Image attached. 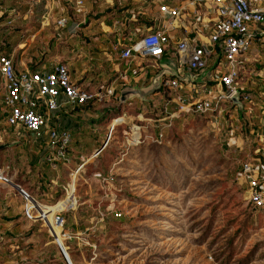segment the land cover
Here are the masks:
<instances>
[{
  "label": "built area",
  "instance_id": "built-area-1",
  "mask_svg": "<svg viewBox=\"0 0 264 264\" xmlns=\"http://www.w3.org/2000/svg\"><path fill=\"white\" fill-rule=\"evenodd\" d=\"M5 1L7 4L0 0V29L17 30L27 37H35L42 29H48L54 38H59L60 31L66 32V16L53 15L56 0ZM61 2L73 10L82 4V0ZM160 10L170 15L171 21L144 31L134 42L119 48V59L131 62L149 58L159 68L167 56L164 60L179 77L186 74L198 79L163 77L160 88L149 96H161V115L154 119L151 132H146L142 121H138L140 114L111 117L102 128H89L92 133L103 134L87 154L72 143L81 124L59 121L60 115L68 118L75 109L99 104L107 96L117 100L114 88L82 87L71 79L62 61H49L31 70L16 68L10 56L0 54L3 122L16 137L26 134V143L38 146L35 155L50 173L38 184L39 190L59 191L50 202L39 200L33 191L11 181L6 164L0 170V181L13 186L21 200V217L46 228L67 264H71L65 256L70 250L68 243L83 258L88 249L87 259L94 260L95 245L83 237L95 235L106 222L122 215L117 208L118 192L122 190L114 184L111 167L96 172L92 190L86 198L80 197L78 187L88 162L119 134L121 154L145 140L160 143L166 127L179 114L203 117L215 127L223 143L233 147L238 165L235 182L245 203L253 211L264 212V0H181L172 7L161 5ZM179 20H188L193 34L171 40L169 23L178 24ZM78 25L73 21L68 34H73ZM17 42L22 46L26 38ZM41 42L48 41L42 37ZM203 71L206 73L201 75ZM118 74L123 77L121 72ZM234 94L237 103L232 100ZM79 205H88L92 212L86 211L81 225L74 218L68 222L65 214Z\"/></svg>",
  "mask_w": 264,
  "mask_h": 264
},
{
  "label": "rangeland",
  "instance_id": "rangeland-1",
  "mask_svg": "<svg viewBox=\"0 0 264 264\" xmlns=\"http://www.w3.org/2000/svg\"><path fill=\"white\" fill-rule=\"evenodd\" d=\"M32 31L30 28L29 32ZM43 31L37 32L30 41L36 52L42 51L38 46L45 45L40 42L42 37L49 40L48 45L54 42V35ZM79 37L85 38L81 34ZM17 38L29 41L25 34H18ZM68 46L55 47L59 55L52 61H72L71 57L78 51L70 53ZM12 60L16 68L26 66L24 55L19 52L14 53ZM115 62L118 61H89L86 63L89 75L80 78L84 82L80 85L90 90L112 86L117 92L124 85L147 84L152 76L148 77L146 72L151 74L158 69L153 59L144 58L133 68L141 75L121 77L120 72L109 71ZM71 66L77 68L73 61L68 66L73 72ZM160 104L159 94L148 96L145 101L133 99L121 104L113 96H107L99 104L75 109L69 120L81 125V121H90L102 128L111 117L140 114L138 121H142L146 132H151L156 123L154 119L161 115ZM1 108L0 102V113ZM133 119L137 121L136 117ZM3 128L6 129L0 119V131ZM102 134V131L82 137L75 134L72 143L79 152L87 154L98 145ZM119 136L96 159L88 162L78 193L86 198L95 182V173L111 167L114 184L122 190L117 197V208L122 215L106 222L95 235L83 237L95 245L94 260L87 259L88 249L83 258L68 243L67 253L72 264H86L87 260L93 264H264V212L253 211L246 205L235 182L236 151L223 143L214 126L201 116L179 114L166 127L160 143L145 140L122 154ZM4 141L0 133V144ZM2 145L9 152H24L26 164L33 153L28 142L16 149L14 144ZM5 163L6 157L0 152V167ZM15 169L21 171V166L16 165ZM14 191L10 184L0 181L2 200L13 199ZM55 191L58 194L59 190L53 194ZM37 198L53 200L48 195ZM86 211L92 212L88 205H79L64 217L68 222L74 218L81 225ZM19 217L10 222L0 221V264H67L42 224Z\"/></svg>",
  "mask_w": 264,
  "mask_h": 264
},
{
  "label": "crops",
  "instance_id": "crops-1",
  "mask_svg": "<svg viewBox=\"0 0 264 264\" xmlns=\"http://www.w3.org/2000/svg\"><path fill=\"white\" fill-rule=\"evenodd\" d=\"M2 1L4 4H7L5 0ZM178 3H181V0H82L80 8L78 10H73L62 3L61 0H56L57 8L55 9L53 15L66 16V32H64V30L60 31V39L55 37L54 42H50L49 45V40H47L48 42L46 43L43 42L45 45L38 46L39 50L42 48L41 52H36V47H34V44L32 45V42H30L33 40L34 36L28 37L29 41L22 46L18 45V42L16 41L9 56L12 58L14 53L19 52L20 55H24V59L26 61L25 67L29 68L30 64H28V62H31L30 59L32 57H36L35 60H33L34 62H37L42 58H44V61L49 62L55 60V58L59 55V51H55V47L58 48L59 46L62 47L63 45H69L68 47L71 48L69 50L70 53L72 51H78V53L74 54V57H71L73 63L77 65V68L75 66H73L74 68L71 66V68L74 69L73 72L69 69L71 79L75 80L78 84H84V82L80 81V78L84 74L89 75L88 72L86 73V68H89L86 63L89 61L95 63L103 60H116L118 62H115L109 71L121 72L123 76L127 75L134 78L139 73H137L135 71L136 69L133 68L141 60L135 59L131 62L121 61L117 55L118 49L128 46L134 42L144 31L151 29L152 27H159L164 21H171V16L160 10V7L161 5L172 7ZM73 21H77L79 23L78 29L73 34H68V30L70 29ZM9 30L10 29L7 28L0 29V40L5 43L9 42L10 39L4 40L1 39V37H3L2 34L4 32ZM193 31L194 30L188 20H179L178 24L169 23L168 27V34L170 35L171 40L177 39L183 35L191 36ZM43 33L49 34L48 29H44ZM79 34L85 38L82 40L79 37ZM12 36L14 37V35ZM33 47L34 50L31 51V48ZM52 49L54 51H49ZM166 58L167 56L164 57V59ZM164 59L163 61H165ZM72 61L65 63L67 66H70ZM39 66L40 65L36 66V68H39ZM147 74L148 71L146 72V75ZM114 92L117 96L118 91ZM1 121L6 127V129L3 128L0 131L1 136L5 139L2 144H5V146L7 145L6 147L14 144L15 149L18 145L25 147L26 137L28 136L23 134L20 137H16L14 131H11V129L5 125L3 120ZM59 121L74 122L69 120L67 115H60ZM81 122L82 125L80 126V129L75 133L80 137L85 136L87 133H91L89 128L93 126V123L90 121ZM29 144L31 148H33V153H31L30 158L27 160V164L24 152H9V149L6 151V149H4L5 147L1 148L2 150H0V152L3 153L4 157H6L7 163L5 164L9 166L7 174L9 175L11 181L19 184L21 187L26 186V188L33 191L37 197L48 195L54 198V195L56 194H53L50 191L43 193V190H39L38 184L41 182L43 183L46 177L50 176V173L48 172L46 165L42 164L41 160L35 155V150L38 146L32 144L31 142ZM15 153L17 155H14ZM16 165L21 166V171H16ZM2 169L3 167H0V170ZM25 174L29 175L26 176ZM30 185H33V188L28 187ZM10 186L13 188L12 185ZM14 196L19 198L17 193L14 194ZM14 196L13 199L11 197V199L8 197L5 200L0 198V221L10 222L16 218H20L21 200H16ZM43 201L47 202L49 199ZM10 212L14 213L10 214ZM13 230L14 228H12L11 231Z\"/></svg>",
  "mask_w": 264,
  "mask_h": 264
},
{
  "label": "water",
  "instance_id": "water-1",
  "mask_svg": "<svg viewBox=\"0 0 264 264\" xmlns=\"http://www.w3.org/2000/svg\"><path fill=\"white\" fill-rule=\"evenodd\" d=\"M159 68L154 72L150 81L147 84H141L139 86H131V85H124L122 86L117 93V101L119 104L128 102L133 99H137L140 101H145L148 96L154 94L161 86V81L163 77L170 76L176 77L181 81L191 80L195 81L196 79H191L188 75H183L181 77L178 76L175 69L168 64L166 61H162L159 63ZM206 71H203L201 75L205 74ZM236 94L233 95L232 100L233 102L237 103ZM240 109V107H239ZM4 145H0L2 148Z\"/></svg>",
  "mask_w": 264,
  "mask_h": 264
},
{
  "label": "trees",
  "instance_id": "trees-1",
  "mask_svg": "<svg viewBox=\"0 0 264 264\" xmlns=\"http://www.w3.org/2000/svg\"><path fill=\"white\" fill-rule=\"evenodd\" d=\"M13 34H14V37L12 36ZM18 34L19 33H18L17 30H11V29L9 31H6V32H4L2 34L3 37H1V39H4V40L5 39L6 40L7 39H10V40H9V42H6V43L3 42L2 40H0V54L5 55V56H9L10 55V52L12 51V48L15 45V42L18 41V38H17ZM44 63H46V61H44V58L40 59L37 62H34V61L28 62V64H30L29 69H31V70L32 69H37L36 66L41 65V64H44ZM154 72H155V70H152V72L150 74L149 71H148L147 76L148 77L149 76H152L153 75L152 73H154ZM115 96H116V93H115ZM1 107L2 108H1V113H0V119L3 120L5 112H4V108H3V105L2 104H1ZM4 260H6V259H4Z\"/></svg>",
  "mask_w": 264,
  "mask_h": 264
},
{
  "label": "bare ground",
  "instance_id": "bare-ground-1",
  "mask_svg": "<svg viewBox=\"0 0 264 264\" xmlns=\"http://www.w3.org/2000/svg\"><path fill=\"white\" fill-rule=\"evenodd\" d=\"M66 257H68L69 261H70V258H69V255L68 254H65ZM70 263L72 264V262L70 261Z\"/></svg>",
  "mask_w": 264,
  "mask_h": 264
}]
</instances>
